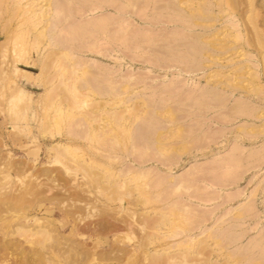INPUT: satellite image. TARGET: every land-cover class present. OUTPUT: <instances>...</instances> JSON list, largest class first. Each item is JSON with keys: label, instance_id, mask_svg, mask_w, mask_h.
I'll return each instance as SVG.
<instances>
[{"label": "rangeland", "instance_id": "rangeland-1", "mask_svg": "<svg viewBox=\"0 0 264 264\" xmlns=\"http://www.w3.org/2000/svg\"><path fill=\"white\" fill-rule=\"evenodd\" d=\"M80 74L107 116L66 89ZM138 107H152L144 122L126 113ZM81 114L114 138L85 137ZM139 133L168 156L137 157ZM62 145L138 189L105 199ZM171 214L194 257L162 264H264V0H0V264H151L182 249L152 228Z\"/></svg>", "mask_w": 264, "mask_h": 264}, {"label": "bare ground", "instance_id": "bare-ground-1", "mask_svg": "<svg viewBox=\"0 0 264 264\" xmlns=\"http://www.w3.org/2000/svg\"><path fill=\"white\" fill-rule=\"evenodd\" d=\"M48 1V0H47ZM51 1V0H50ZM54 1V0H53ZM50 5V4H49ZM56 8V7H55ZM61 11V10H60ZM59 11V12H60ZM29 16V15H28ZM49 17V16H48ZM62 17V16H61ZM63 17H64V15H63ZM30 18V17H29ZM56 20V19H55ZM27 22V21H26ZM45 35H48V34H45ZM35 37V36H34ZM43 37V36H42ZM37 40V39H36ZM50 40V39H49ZM46 44V43H45ZM63 46V45H62ZM65 48V47H64ZM68 49V48H67ZM66 49V50H67ZM194 49H195V47H194ZM64 50V49H63ZM69 50H70V48H69ZM55 52V51H54ZM53 54V53H52ZM62 55H63V53H62ZM59 56V55H58ZM51 57V56H50ZM61 57V56H60ZM64 57V56H63ZM69 57V56H68ZM71 57V56H70ZM59 58V57H58ZM63 60V59H62ZM66 61V60H65ZM61 61H59V63H60ZM68 63V62H67ZM74 64H75V61L73 62ZM78 63H80V62H78ZM63 64V63H62ZM61 64V65H62ZM46 65V64H45ZM60 65V66H61ZM78 65V64H77ZM76 65V69H78L77 66ZM47 66V65H46ZM58 66V65H57ZM74 66V65H73ZM67 67L69 68L70 66H68V64H67ZM67 67L64 69V73H65V71L67 70ZM85 67V66H84ZM46 68V67H45ZM49 68V67H48ZM81 68V67H80ZM61 69V68H60ZM74 69V68H73ZM87 69V68H86ZM48 70V69H47ZM59 70V69H58ZM88 71H89V69H87ZM70 71V70H69ZM83 71V70H82ZM85 72H86V70H84ZM45 72V71H44ZM61 72V71H60ZM73 72H75V71H73ZM82 72V75H84V74H89L88 72ZM90 72V71H89ZM47 73V72H46ZM60 74V73H59ZM62 74V73H61ZM42 75H43V73H42ZM54 75V74H53ZM67 75H69V74H67ZM72 75V74H71ZM90 75V74H89ZM93 75V74H92ZM45 76V75H44ZM85 76V75H84ZM62 77H63V75H62ZM86 77V76H85ZM85 77H81V74L78 76V77H76V79H74V81L71 83V85L70 86H68V84H67V86H66V89H69V90H71L72 92V94H74V96H76L77 98H81V102L83 103V105L85 106V108H87V107H89L90 109L88 110L91 114L92 113H96V115L95 116H97V117H99L98 116V114L99 113H103L104 112V115H106V111H105V108H104V106H105V103H103L104 104V106H103V104H101L100 105V103H98L97 104V101L96 102H94V103H96V105H94V106H92L94 103H92V105H90L91 103H88V99H89V95L88 94H91V92H88V91H84V86H83V83H82V81H84V78ZM59 78V77H58ZM69 78V77H68ZM86 78H88V77H86ZM85 78V80H87ZM46 79V78H45ZM67 79V78H66ZM61 82H62V80H61ZM67 82H69V81H67ZM60 83V82H59ZM88 83H89V81H88ZM92 84V83H91ZM63 85L65 86V82L63 83ZM61 86V85H60ZM96 87V86H95ZM62 89V88H61ZM96 89V88H95ZM95 89H94V91H95ZM64 90V89H63ZM93 91V95L95 94V92ZM96 91H100L99 89H97ZM55 94V93H54ZM96 94H97V92H96ZM102 94V93H101ZM114 95V94H113ZM120 95V94H119ZM123 95V94H122ZM98 96V95H97ZM126 96V95H125ZM71 97V96H70ZM113 97V96H112ZM65 98H66V96H65ZM60 100V99H59ZM59 100H57V101H59ZM77 100V99H76ZM61 102H63V101H61ZM90 102V101H89ZM110 103V102H109ZM60 101L59 102H57V104H54V106H52V107H54V110H55V114H56V116L57 117H55V118H59L60 117V115H63L64 113H63V111H62V109L60 108ZM144 104V103H143ZM146 104V103H145ZM148 104V103H147ZM53 105V104H52ZM57 105V106H56ZM79 106V105H78ZM160 106V105H159ZM144 107H146V106H144ZM139 108V107H138ZM148 108V107H147ZM150 109H152V107H149ZM233 108H235L234 110H236V107L234 106ZM140 109H142V108H139L137 111L138 112H127L126 111V113H128L129 114V116H135L136 117V119H135V121H136V123H138V122H140L141 120L143 121L144 119H146V116L144 117V115L146 114V113H149V110L148 111H146L145 109H142L141 111H139ZM152 111V110H151ZM80 112V111H79ZM89 112L88 113H86L87 115L89 114ZM151 113V112H150ZM228 113V112H227ZM70 114V113H69ZM85 114V115H86ZM91 114L89 115V116H87V119L86 118H84L83 116H82V114L80 115V116H78V117H74V116H72V118H73V122L78 126V128H80L81 126H82V128H84L85 129V131L81 128V130L83 131L82 132V134L83 135H85V137H93V136H95V137H98V138H101V139H104V141L105 140H112V138H114L113 137V133L112 132H116V130H114V131H112V132H110V133H108L107 132V130L106 129H103V128H99V129H97V130H95L94 132L92 131V128L90 127V122L91 121H89L88 120V118H90V116H91ZM110 114V113H109ZM128 114H126V116H124L125 114H123V112H122V115L120 116L119 114V117H117L116 116V119L114 118V117H112V119L111 120H113V119H115V120H113V122L115 121L116 123H118V125H119V123H120V121L122 120V121H127V119H129V116H128ZM155 114V113H154ZM64 115H67V114H64ZM84 115V116H85ZM111 115V114H110ZM109 115V116H110ZM138 115V116H137ZM143 115V116H142ZM151 115H153V114H151ZM151 115H150V117H151ZM69 116V115H68ZM107 116V115H106ZM139 116H141V117H139ZM51 117V116H50ZM94 115H92V117L90 118V119H92V121L95 119V118H97V117H94ZM147 117H149L148 115H147ZM67 118H69V117H67ZM152 118V117H151ZM49 119V118H48ZM98 119V118H97ZM134 119V118H133ZM148 119V118H147ZM146 119V120H147ZM157 119H161L160 117H158ZM75 120V121H74ZM154 120V119H153ZM161 120H163V118L161 119ZM160 120V121H161ZM70 121V120H69ZM157 121V120H156ZM114 122V123H115ZM134 121H132L131 123H133ZM144 122V121H143ZM135 123V122H134ZM135 123V124H136ZM142 123V122H141ZM147 123H149V122H147ZM153 123V122H152ZM158 123V122H157ZM162 123V122H161ZM70 124V123H69ZM74 124V125H75ZM145 123H142V125H144ZM155 124V123H154ZM46 125H48V124H46ZM130 125V124H129ZM141 125V124H140ZM141 125V126H142ZM148 125V124H147ZM153 125V124H152ZM85 126H89L88 127V129H86L85 128ZM109 126V125H108ZM52 127V126H51ZM75 127V126H74ZM73 126H72V128H74ZM137 127V126H136ZM146 127V126H145ZM147 127H151V126H147ZM49 128H50V126H49ZM70 128V127H69ZM95 128H97V126L95 127ZM120 128H122L123 130L125 129L124 127H120ZM163 128V127H162ZM75 129V128H74ZM94 129V128H93ZM134 129V128H133ZM139 129V128H138ZM145 129V128H144ZM147 129V128H146ZM150 129V128H149ZM78 130H80V129H78ZM81 130H80V132H81ZM132 130V129H131ZM73 131V130H72ZM127 131H128V129H127ZM151 131V130H150ZM154 131V130H153ZM78 131H76V133H77ZM131 132V131H130ZM140 132V131H139ZM71 133V132H70ZM116 134V133H115ZM120 134V133H119ZM139 134H141V133H139ZM70 135H72V134H70ZM121 135H123V134H121ZM142 135V134H141ZM127 136V135H126ZM153 136V135H152ZM152 136L150 135V136H148L147 134H143L140 138H143V140H142V144L141 145H143V146H141L142 147V149H136V153H137V157H139V156H148V155H150V154H148V152H150V149H152L154 152H152L154 155L156 154L157 156H159V157H163V159H165L167 156H168V154L167 153H161L159 150V148H160V144L161 143H159V142H157V136H155V137H153L154 139H152L151 140V138H152ZM131 137V136H130ZM160 137H161V135H160ZM139 138V139H140ZM156 138V139H155ZM124 140V139H123ZM141 140V139H140ZM153 140H155V141H153ZM119 141H121V140H119ZM118 141V142H119ZM152 141V142H151ZM125 142V141H124ZM138 142V141H137ZM141 142V141H140ZM105 143V142H104ZM107 143V142H106ZM109 143V142H108ZM107 143V144H108ZM127 143V142H126ZM110 144V143H109ZM101 145V144H100ZM130 145V144H129ZM137 145V144H136ZM145 145V146H144ZM162 145H164L163 143H162ZM161 145V146H162ZM126 146V145H125ZM131 146V145H130ZM139 146V147H140ZM56 147V146H55ZM140 147V148H141ZM130 148V147H129ZM54 150V152H55V154H56V156H58L59 158H62L63 160H66L67 161V163L69 162L70 164H72V166L73 167H75L76 169H79L80 171H82V173L84 174V177H86L87 179V183L89 184V185H92L93 187H94V189L96 188L97 190H98V192H99V194H101L102 196H104V198L105 199H108V200H110L111 201V199H113L114 198V196L115 195H117V193H122V192H125L126 194L128 193H130V192H134V191H136L138 188H137V186H131L130 185V183H131V181H132V179H124L123 181H117V180H115L114 179V175L111 173V171L109 170V169H107V168H98V167H96L95 165H91V164H88V163H85L84 161H82V160H80V159H78L75 155H74V151H73V149H68L67 148V146L66 147H63V145L62 146H59V147H56V148H54L53 149ZM117 150V149H116ZM151 150V151H152ZM109 151V150H108ZM53 152V153H54ZM134 152V151H133ZM156 152V153H155ZM116 153V152H115ZM133 154V153H132ZM131 155V154H130ZM136 155V154H135ZM103 156V155H102ZM106 156V155H105ZM133 156V155H132ZM146 157H144V158H146ZM103 158V157H102ZM116 158H118V157H116ZM120 159V158H119ZM133 159H134V157H133ZM138 159V158H137ZM136 158H135V164L137 163L138 165L140 164V165H142V164H144V161H143V159H141V158H139V160H137ZM146 160V159H145ZM147 161V160H146ZM159 161V160H158ZM162 161V160H161ZM121 163V162H120ZM160 163V162H159ZM104 165V164H103ZM98 166H100V165H98ZM130 167V166H129ZM119 168V167H118ZM131 168V167H130ZM121 169V168H120ZM133 170V169H132ZM142 170H144V169H141L140 171H142ZM145 170H147V169H145ZM119 171H122V173H123V170H119ZM124 171L126 172V170L124 169ZM127 171H128V169H127ZM130 172V171H129ZM122 173H120L119 175H121L122 176ZM134 173V172H133ZM136 173V172H135ZM124 174V173H123ZM118 175V174H117ZM137 175L139 176V175H142L143 177H148V176H150L151 175V173H150V171L149 172H146V171H142L141 173H137ZM137 176V177H138ZM152 177H154V176H152ZM156 178V177H155ZM144 179V178H143ZM152 179H154V178H152ZM151 179V180H152ZM183 179H185V178H183ZM186 179H188V178H186ZM185 179V180H186ZM154 181H156V180H154ZM148 182V181H147ZM157 184H159L160 185V180H159V178H157ZM178 182H179V185L178 184H176V185H178L176 188H175V190H177V189H179V188H181V187H183V183L184 182H187V181H184V180H178ZM153 183H156V182H153ZM152 183V184H153ZM181 183V184H180ZM145 184H147V183H145ZM144 184V185H145ZM149 184H151V183H149ZM143 185V184H142ZM148 185V184H147ZM154 185V184H153ZM150 186V185H149ZM148 186V188L149 189H151V186L149 187ZM154 186H156V185H154ZM88 188V187H87ZM142 188V187H141ZM185 188V187H184ZM93 193V192H92ZM150 193H151V190H150ZM125 194V195H126ZM131 194V193H130ZM148 194H149V192H148ZM148 194H145L144 193V196L143 197H136L137 199H136V201H138V202H140V203H142L144 206L145 205H147L148 203H151V202H153V200H151V195L152 194H150V195H148ZM122 195V194H121ZM148 195V197H146ZM120 196V195H119ZM121 197V196H120ZM159 197V196H158ZM153 198V197H152ZM129 199V198H128ZM132 199V198H131ZM130 200V199H129ZM155 200V199H154ZM135 201V200H134ZM135 201V202H136ZM176 203H177V201H176ZM175 203V201H174V204H172V205H175L176 204ZM169 206H171V204H169ZM177 208L176 209H178V203H177ZM183 206H186L187 208H189L188 207V203H186V205H183ZM189 206H191V204L189 205ZM174 207V206H173ZM172 207V208H173ZM186 207H184V209L185 210H187L186 209ZM240 210V209H239ZM238 210V211H239ZM244 210H242V212H243ZM240 211H239V215H240ZM173 214V213H172ZM172 214L171 215H169V216H166V215H160V216H158L157 217V219L155 220V221H153L154 222V225H153V227L152 228H154V230H155V233H158V230L160 229V228H158V227H160V226H162V225H166V226H168V228H170V230H169V232L168 233H166L167 235H165V238H173V237H177V236H182V239H181V246H182V249H180L179 250V252H175V254H170L169 252H167V253H165V252H163V253H153L151 256V258H152V261L153 262H155L154 264H162V262L164 261V260H166V259H170V258H172V257H175L176 256V253L179 255L180 254V257H182V258H192V256H191V253H189L188 251H194V246H193V244H194V238H192V237H190V236H188L187 235V230L189 231V229H184V227H182V226H176L177 224H176V222L175 221H177V220H175V219H172L171 217H174L175 218V216L173 215L172 216ZM245 214V213H244ZM144 217H146V215H144V214H142ZM175 215H177V214H175ZM142 216V217H143ZM240 216H242V214L240 215ZM141 217V218H142ZM243 217V216H242ZM142 219H144V218H142ZM141 219V220H142ZM239 219H240V217H239ZM243 219V218H242ZM179 220V219H178ZM178 223H179V221H178ZM131 226V225H130ZM151 228V229H152ZM153 234V233H152ZM148 235H150V234H148ZM156 235V234H155ZM162 236V235H161ZM233 236V235H232ZM149 237V236H148ZM218 237H219V235H218ZM262 237H264V236H262ZM213 238V237H212ZM215 238V237H214ZM227 238V237H226ZM230 238V236L228 237V239ZM233 238H235L234 236H233ZM145 239V238H144ZM143 239V240H144ZM220 239V238H219ZM218 239V240H219ZM232 239V238H231ZM230 239V240H231ZM260 239H263V238H260ZM234 240V239H233ZM146 241V242H145ZM141 245H139V247L140 248H143V250H145V248L149 245V243L147 242L148 240L146 239ZM263 241V240H262ZM229 242V241H228ZM231 242H234V241H231ZM230 243V242H229ZM257 243V242H256ZM176 244V243H175ZM175 244H171L170 246H168V249H174V248H178V247H180L179 246V244L176 246ZM255 244V243H254ZM258 244V243H257ZM261 244V243H260ZM165 245V244H164ZM163 245V246H164ZM198 246H197V248H199V252H200V250H202L201 252H203V251H206V249H205V247H207V246H205L206 245V243H202V244H200V246H199V243L197 244ZM257 246V245H256ZM262 246H264V245H262ZM255 247V246H254ZM259 247V246H258ZM260 248H261V246H260ZM253 249V248H252ZM258 249V248H257ZM262 249H264V247H262ZM196 251H197V249H196ZM195 251V252H196ZM261 251V250H260ZM199 252L197 253V254H199ZM260 253V252H259ZM151 254V253H150ZM190 256H189V255ZM195 254V253H194ZM202 254V253H201ZM232 254V253H231ZM234 254V253H233ZM240 255V254H239ZM243 255H245V254H243ZM262 255L264 256V250H263V252H262ZM155 256V257H154ZM230 256V255H229ZM234 255H232L231 256V258L233 257ZM248 256V255H247ZM257 256H259V255H257ZM154 257V258H153ZM194 257V256H193ZM243 257V256H242ZM238 258V257H237ZM256 258H259V257H256ZM233 259V258H232ZM242 258L240 257L239 258V260H241ZM262 260H263V258H261ZM238 260V259H237ZM238 260V261H239ZM259 260H260V258H259ZM262 260H260L259 261V263H262L263 261ZM258 261V260H257ZM262 261V262H261ZM153 262H151V264L153 263ZM258 263V264H259ZM235 264H237L236 263V261H235Z\"/></svg>", "mask_w": 264, "mask_h": 264}]
</instances>
